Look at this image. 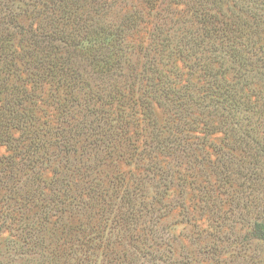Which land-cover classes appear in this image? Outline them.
<instances>
[{"label": "trees", "instance_id": "16d2710c", "mask_svg": "<svg viewBox=\"0 0 264 264\" xmlns=\"http://www.w3.org/2000/svg\"><path fill=\"white\" fill-rule=\"evenodd\" d=\"M126 6L0 0V208L13 246L38 257L27 264H138L205 146L227 160L223 181L236 153L242 176L264 179V0H168L135 62L126 37L141 16ZM42 83L68 96L54 126L37 115ZM127 157L146 175L118 169ZM50 224L55 247L43 243Z\"/></svg>", "mask_w": 264, "mask_h": 264}, {"label": "rangeland", "instance_id": "374dc122", "mask_svg": "<svg viewBox=\"0 0 264 264\" xmlns=\"http://www.w3.org/2000/svg\"><path fill=\"white\" fill-rule=\"evenodd\" d=\"M167 1L125 0L127 6L122 8L120 13L135 11L141 16V21L126 37L127 50H132L130 58L133 62L140 58L139 47L145 46L150 40V33L156 23L155 11L165 7ZM172 9L179 10L182 7L172 6ZM120 13L119 11L115 13L113 18ZM19 21L26 27L31 19L22 15ZM39 89L37 93L41 98L38 99L40 110L37 115L41 121L45 120L50 126H54L68 96L63 94L64 90L61 87L56 89L55 84L42 83ZM155 108L159 120L162 121L164 114ZM137 116L141 118L140 115ZM137 122L139 126L133 130L142 133L140 128L142 126L146 128L145 121ZM12 132L16 134L15 131ZM221 137V134L215 133L208 139L219 144ZM205 150L208 153L196 152L198 159L203 157L204 162L189 164L193 169H187L184 174L186 177L183 191L179 192L174 188L169 190L164 200L168 210L164 212L163 217H153L155 239L150 240L149 247L144 246L142 252L145 255L139 259L138 264H264V242L260 240L263 230L257 226L260 221H264V179L255 181L254 178L242 176V162L240 165L237 164L240 156L236 153V158L230 160L233 162L231 170L235 174L230 176L228 181H223L220 176L221 165L227 160L220 158L218 162L214 160L215 154L211 148L205 146ZM8 153L7 147L0 144V157ZM145 166V161H139L134 165L129 157L125 162L118 163V169L122 172L132 171L136 175L142 173L146 175L147 171L143 168ZM107 170L110 171L109 168ZM43 175L48 180L51 171L48 169ZM151 183L147 185L152 187ZM204 191L210 192L212 196L208 206H204ZM3 208H0V264L34 263L38 258L34 252H24L19 244L13 246L10 242L11 234L18 233V230L15 229L16 224L12 222L9 224L6 221L2 213ZM51 226L54 225L50 224L44 232L43 243L46 247L57 245L51 234ZM125 249L127 248L122 250ZM106 260L100 263L124 264L129 261L118 257L113 258V262Z\"/></svg>", "mask_w": 264, "mask_h": 264}]
</instances>
